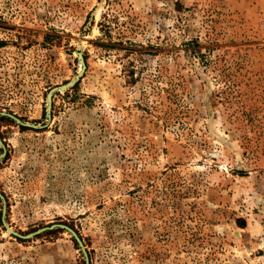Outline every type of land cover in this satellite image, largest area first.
Returning a JSON list of instances; mask_svg holds the SVG:
<instances>
[{"label": "rangeland", "instance_id": "374dc122", "mask_svg": "<svg viewBox=\"0 0 264 264\" xmlns=\"http://www.w3.org/2000/svg\"><path fill=\"white\" fill-rule=\"evenodd\" d=\"M75 241L264 264V0H0V264Z\"/></svg>", "mask_w": 264, "mask_h": 264}, {"label": "trees", "instance_id": "16d2710c", "mask_svg": "<svg viewBox=\"0 0 264 264\" xmlns=\"http://www.w3.org/2000/svg\"><path fill=\"white\" fill-rule=\"evenodd\" d=\"M80 240H81V237H80ZM75 245L78 246V247L80 246L79 248H81V251H82V254H81L82 261L80 262V264H91V259H90V256H89V252L84 247V245L82 243H79V242H76V241H75Z\"/></svg>", "mask_w": 264, "mask_h": 264}]
</instances>
